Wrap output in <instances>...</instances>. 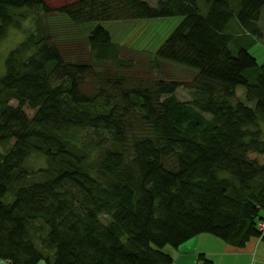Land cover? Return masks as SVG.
<instances>
[{
    "label": "trees",
    "instance_id": "obj_1",
    "mask_svg": "<svg viewBox=\"0 0 264 264\" xmlns=\"http://www.w3.org/2000/svg\"><path fill=\"white\" fill-rule=\"evenodd\" d=\"M36 9L91 24L93 61L67 59L39 13L24 28ZM263 9L264 0H0V41L11 28L25 35L0 74V259L172 264L165 247L202 233L239 248L264 241V63L230 30L262 36ZM174 16L154 60L193 69L192 80L98 69L94 60L110 57L133 66L107 22Z\"/></svg>",
    "mask_w": 264,
    "mask_h": 264
},
{
    "label": "rangeland",
    "instance_id": "obj_2",
    "mask_svg": "<svg viewBox=\"0 0 264 264\" xmlns=\"http://www.w3.org/2000/svg\"><path fill=\"white\" fill-rule=\"evenodd\" d=\"M44 1L51 8H56L76 0ZM36 13L43 16L44 20L49 23V28L55 35L56 39L62 44L61 46L63 47L65 57L67 59L72 61H93V55L90 52V46L87 42L88 32L92 28L91 24H72L68 18L58 15L57 12H52L46 15L45 12L36 9L29 15L28 20H26L24 24V28L30 29L33 24L34 14ZM181 19V16H174L160 19H150L148 21L119 20L107 22L106 24L110 26L113 33L114 41L118 43L120 47L118 56L120 54L122 59L132 61L133 66L119 67L117 64L118 62L115 63V60L111 61L114 57H110L108 62L94 60L96 66L100 71L115 70L126 74L128 77H149L152 79L176 78L185 81L192 80L195 74L193 69L172 62H160V65L157 60H154L153 50L162 44L164 39L178 26ZM258 25L262 30V36L246 33L235 23L232 25L230 30L236 32L235 35L241 41L240 45L246 47L249 46V51L255 55L258 64H262L264 63V9L261 13ZM24 39V32L11 28L7 37L0 41V74L5 73L6 58L10 51L18 46V44ZM251 71L250 78L254 81L256 78V72L254 70ZM237 94L241 100L246 102L244 87H239ZM177 96L182 100L191 99L189 92L184 88H180L177 91ZM13 104L16 105L17 102L14 101ZM25 110L29 116L34 115V111L29 107H25ZM34 161H36L35 157L30 160V163L33 164ZM38 162L40 161L38 160ZM38 162L36 161L34 163L38 164ZM262 214L264 215V209L262 210ZM103 220L104 222H107L108 218L103 216ZM202 237H204L203 239H206L203 242L204 246L208 247V250H218L214 249L216 248L214 245L218 241H222V239L208 233ZM192 239L187 241L181 249L196 248L198 244L195 245L194 241L197 239ZM165 251L172 253L175 257L182 250H177L176 248L168 245L165 247ZM207 257L210 258L209 256ZM0 264L11 263L7 260L0 259ZM38 264H46V261L43 259Z\"/></svg>",
    "mask_w": 264,
    "mask_h": 264
},
{
    "label": "crops",
    "instance_id": "obj_3",
    "mask_svg": "<svg viewBox=\"0 0 264 264\" xmlns=\"http://www.w3.org/2000/svg\"><path fill=\"white\" fill-rule=\"evenodd\" d=\"M205 234L202 233L193 238L197 239L194 241L195 245L198 244L196 248L177 249L182 251L175 256L172 264H206L200 254H204L207 259L211 260V264H264V241L262 238H255L241 248L230 245L224 240L216 241L214 249L218 250H208L203 242L206 239L202 237Z\"/></svg>",
    "mask_w": 264,
    "mask_h": 264
},
{
    "label": "built area",
    "instance_id": "obj_4",
    "mask_svg": "<svg viewBox=\"0 0 264 264\" xmlns=\"http://www.w3.org/2000/svg\"><path fill=\"white\" fill-rule=\"evenodd\" d=\"M258 228L261 232L264 233V220L260 221L258 224Z\"/></svg>",
    "mask_w": 264,
    "mask_h": 264
}]
</instances>
